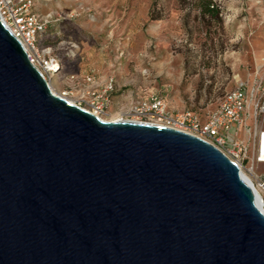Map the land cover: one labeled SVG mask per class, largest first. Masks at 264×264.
I'll list each match as a JSON object with an SVG mask.
<instances>
[{
	"label": "water",
	"instance_id": "obj_1",
	"mask_svg": "<svg viewBox=\"0 0 264 264\" xmlns=\"http://www.w3.org/2000/svg\"><path fill=\"white\" fill-rule=\"evenodd\" d=\"M258 200L207 142L54 94L0 20V264H264Z\"/></svg>",
	"mask_w": 264,
	"mask_h": 264
},
{
	"label": "rangeland",
	"instance_id": "obj_2",
	"mask_svg": "<svg viewBox=\"0 0 264 264\" xmlns=\"http://www.w3.org/2000/svg\"><path fill=\"white\" fill-rule=\"evenodd\" d=\"M213 2L220 21L202 18L192 0H35L49 20L41 44L62 63L51 91L90 110L89 90L111 79L105 121L125 119L150 94L204 119L242 84L249 108L231 135L247 142L252 105L264 102V0Z\"/></svg>",
	"mask_w": 264,
	"mask_h": 264
},
{
	"label": "built area",
	"instance_id": "obj_3",
	"mask_svg": "<svg viewBox=\"0 0 264 264\" xmlns=\"http://www.w3.org/2000/svg\"><path fill=\"white\" fill-rule=\"evenodd\" d=\"M34 5L35 0H0V20L21 43L28 61L49 85L62 63L50 47L41 44L49 20L36 14ZM112 90L111 79L97 89L89 90L90 110L86 111L101 119ZM248 101V93L240 84L227 91L203 119L190 110L170 111L163 97L150 94L133 104L121 121L178 130L212 145L238 167L241 175L250 178L249 183L259 197L257 207L264 214V120L258 122L259 118H264V102L259 99L252 105L253 128L249 131L248 141H234L231 135L243 123L249 108Z\"/></svg>",
	"mask_w": 264,
	"mask_h": 264
},
{
	"label": "trees",
	"instance_id": "obj_4",
	"mask_svg": "<svg viewBox=\"0 0 264 264\" xmlns=\"http://www.w3.org/2000/svg\"><path fill=\"white\" fill-rule=\"evenodd\" d=\"M192 4L199 11L202 18L220 21V8L213 0H192Z\"/></svg>",
	"mask_w": 264,
	"mask_h": 264
},
{
	"label": "bare ground",
	"instance_id": "obj_5",
	"mask_svg": "<svg viewBox=\"0 0 264 264\" xmlns=\"http://www.w3.org/2000/svg\"><path fill=\"white\" fill-rule=\"evenodd\" d=\"M103 120V119H101ZM105 121V120H104ZM110 121H120L119 119L117 120H110ZM245 177V179L249 182L250 181V178L247 176V175H243Z\"/></svg>",
	"mask_w": 264,
	"mask_h": 264
}]
</instances>
